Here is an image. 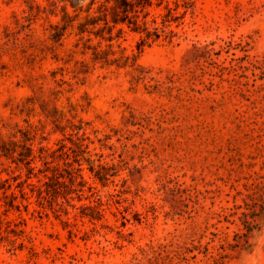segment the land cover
<instances>
[{
	"label": "rangeland",
	"instance_id": "1",
	"mask_svg": "<svg viewBox=\"0 0 264 264\" xmlns=\"http://www.w3.org/2000/svg\"><path fill=\"white\" fill-rule=\"evenodd\" d=\"M58 1L0 0V264H264V0H179L176 37L145 46L79 35L84 13L57 40ZM41 146L84 151L80 200L46 195Z\"/></svg>",
	"mask_w": 264,
	"mask_h": 264
},
{
	"label": "trees",
	"instance_id": "2",
	"mask_svg": "<svg viewBox=\"0 0 264 264\" xmlns=\"http://www.w3.org/2000/svg\"><path fill=\"white\" fill-rule=\"evenodd\" d=\"M178 1L179 0H173L175 7L171 8L167 0H157L155 6L161 7L163 5V9L165 10V13L162 16H158L161 18V26L158 27L157 17H153L150 23L146 21L150 14L148 9L154 5L152 0H89L85 7L82 5L84 2L83 0H59V3H63L61 10L63 12L64 26L61 28L54 26L56 31L55 37L59 40L63 36L67 27L73 21L78 20L81 13H84L85 16L83 17V22H80L77 26L79 35L94 34L95 37H100L106 42H111L113 40L112 32L117 29L116 37H119L123 32L122 27L126 26L131 32L140 35L139 46H145L157 42L162 37L164 40L171 42L172 39L176 37V33L170 29L166 31V29L169 28L171 22H176L182 18L181 15L175 14L176 9L179 7ZM183 2L186 6H192V2L186 0H183ZM67 5L72 8L74 13L73 16H70L67 12ZM51 7L56 8V2L52 3ZM101 24L102 26L100 27ZM93 30L96 31L94 32ZM104 34H107L108 37L105 38ZM82 39L83 38L81 37L80 40ZM89 41L90 39L87 38L85 43H83V49L92 50L94 62H102L103 64L110 65L116 64L117 67L125 66V64L120 66L121 58L113 60L109 59V56L113 55L109 49L111 48V44L107 46V49L102 50L100 43L96 46H91L88 44ZM53 122H58V120L55 119ZM60 131H63V128H61ZM29 134V132L22 133L24 141L27 142L30 140ZM11 143L0 140L1 156H10L12 153V150L10 149ZM24 149L26 150V154H19L20 157H24L23 160L19 161H25L27 172L31 175L35 170V167L33 166L35 156L33 155L31 147L24 146ZM63 149H65V146L54 151L43 146L39 148V158L43 161V164L46 167L44 171L39 170V172H51L50 177L45 176L50 181V183L45 184L48 188L45 193L50 197H58L60 195L59 191L62 189L63 191H66V196L75 194L76 198L80 200V193H82V189L86 184L82 175L81 160L79 159V155L84 153V151H80L81 154H76L73 162L70 163L68 161L69 154L68 152H63ZM49 158L53 161H62L63 165L60 166L57 163L55 166H50L52 162H48L47 159ZM89 169L100 182L105 183L108 180L103 166H98L95 170L93 166H90ZM14 200L15 197H12L9 207L18 208V206L13 204ZM100 207L101 204L98 203L96 206H83L82 210L89 211L92 220H100L102 218L101 212L99 211Z\"/></svg>",
	"mask_w": 264,
	"mask_h": 264
}]
</instances>
